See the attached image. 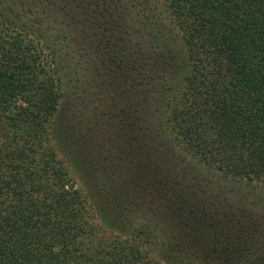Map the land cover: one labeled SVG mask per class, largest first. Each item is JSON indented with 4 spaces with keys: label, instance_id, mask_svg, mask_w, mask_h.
I'll return each mask as SVG.
<instances>
[{
    "label": "trees",
    "instance_id": "trees-1",
    "mask_svg": "<svg viewBox=\"0 0 264 264\" xmlns=\"http://www.w3.org/2000/svg\"><path fill=\"white\" fill-rule=\"evenodd\" d=\"M59 1L57 12L70 16L57 38L78 31L85 59L86 29L98 31L96 46L125 50L118 60L131 59L133 74L120 89L139 114L116 166L104 174L89 160L105 207L91 209L50 140L63 57L43 33L46 2L0 0V264H264V209L195 197L204 182L179 166L181 156L166 160L156 126L162 117L206 170L264 183V0H164L184 57L173 82V55L149 0ZM130 28L141 36L134 54ZM139 192L150 197L143 208L133 201ZM153 198L159 204L147 208ZM136 211L143 220L131 218ZM156 236L160 244L148 248Z\"/></svg>",
    "mask_w": 264,
    "mask_h": 264
},
{
    "label": "rangeland",
    "instance_id": "rangeland-1",
    "mask_svg": "<svg viewBox=\"0 0 264 264\" xmlns=\"http://www.w3.org/2000/svg\"><path fill=\"white\" fill-rule=\"evenodd\" d=\"M39 1L37 5H42V3L45 4L46 2V5L43 6L47 9L45 13L47 17H44L42 26H50L43 32L48 38V44L50 45L48 46L54 48L56 57L59 51L63 57L62 68L60 69L61 97L52 117L50 140L56 154L67 164L69 174L76 187L83 194L86 193L90 196V199L88 197V199L86 198L89 203H91L89 200L92 197L93 201L91 200L90 208L92 209V204L96 208H105L100 202V191L94 189V180L96 179L93 172H88V164L90 160L92 164L97 165V168L100 167V172H104L105 174V172H108V168L103 171L101 169L109 167L110 163L115 165L116 160L113 157L120 155V150L125 149L126 142L123 139V133L125 135L127 134V128L132 127L131 124L134 122L133 117L139 114L137 107L133 109V100L125 98L126 93H122L120 89L122 84H126L129 80L128 78L124 79L125 74L127 73L130 78L132 77L131 59L128 58L119 62L118 59L125 50H120V48L111 50L103 47L104 50L101 45L96 46L98 31L92 32V30L88 29L83 32L88 39H86L87 43L85 44H91L85 59L82 56L83 49L77 48V45H75V41L79 40V36H82V34L78 31H73L66 39L61 36L57 38L59 23L64 20H69L70 16L66 12L62 13V9L61 13L57 12L58 9L60 10L58 7L60 1ZM148 6L153 9L152 12L163 26L162 30L165 31L164 35L171 49L170 53L173 55V59H171L174 64L173 68H169V72L166 75V81L173 82L180 78L179 76H181V72L184 69L182 48L176 37L177 29L171 21V16L168 9H166L164 0H149ZM92 7L93 5L91 4V7L87 8V11L89 8L92 9ZM131 10V17L132 15L137 17L138 22H140L142 18L138 17V13H136L138 12L137 7L132 6ZM34 12L32 14L30 12L27 17L30 19L34 18L32 16H36L35 14H37L36 11ZM70 14H74V12L72 11ZM73 17L77 19L78 14H74ZM138 26H140L139 23ZM81 27H84V24L80 22L78 28ZM128 32L130 34L132 54H134L136 48L134 42L141 38V36H138L139 28L138 31L135 30L133 32L130 28ZM103 34L106 36L107 32L104 31ZM117 44L116 46L118 47L121 45V43ZM94 46L97 48H94ZM176 66L177 68H175ZM128 104H131V106L127 107ZM161 120L156 126H158V130L162 133V135L159 134V139L163 141L161 146L163 150H166L165 153H168L166 160H170L175 155L179 156L177 159L174 158L175 161L182 157L184 161L182 163L180 162L179 166L189 164L194 175L200 176L202 182H204L195 191V197H199L203 201L208 200L210 203H213V207L217 206L216 202L219 200V203L222 206L225 205L227 208H235L233 205L238 204L239 206H244V208H252L254 210L264 209V183H246L228 176H223L217 172L206 170L202 164L185 151L180 143L175 140L172 131L162 117ZM62 127L63 129H67L70 136L66 137L64 134V136L59 135L57 130H63ZM95 138H97V144L101 145L91 146L89 144ZM94 144L92 143V145ZM103 178L105 179V175ZM87 179L90 181L88 187L85 183ZM141 194L143 193L139 192L133 197V201L136 207L138 205V208L145 206L140 200L145 201V199H150V197H145L144 194ZM158 204V200L153 198V202H149L150 207L147 208H156L155 206ZM210 208H212L211 205ZM137 212L135 214L132 213L131 218L143 220L139 216V212ZM146 217L153 216L147 213ZM96 222L98 223V219H96ZM160 240V236L149 238L148 248L160 244ZM153 257L155 256L153 255Z\"/></svg>",
    "mask_w": 264,
    "mask_h": 264
}]
</instances>
